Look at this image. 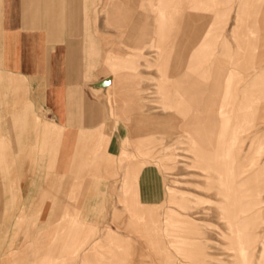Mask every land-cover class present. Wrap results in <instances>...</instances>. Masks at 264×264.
<instances>
[{"label": "crops", "instance_id": "1", "mask_svg": "<svg viewBox=\"0 0 264 264\" xmlns=\"http://www.w3.org/2000/svg\"><path fill=\"white\" fill-rule=\"evenodd\" d=\"M79 1L81 0H0V70L7 73L6 77L0 71V86H3L0 88V106L4 104L14 108L21 103L26 106L22 107L24 109L18 115L13 114L10 117V124L5 120L0 123V177L7 180L8 165L16 159L13 155L14 149L31 150L37 159L48 147L53 151L52 159H56L58 147H52L53 143L50 144L48 140L52 134L62 136L63 124L48 121L55 127L51 131L46 130V119L33 109L36 102L49 108L59 121L65 118L70 126L79 121V113L83 109L93 123L94 102L84 97L85 104L82 108L76 99L77 93L73 85H68L67 108L63 104L66 95L63 88L67 78L65 54L69 45L60 40L68 38L66 33L70 24L75 25L76 30L83 22L78 18ZM236 1L119 0L110 13L109 7H113L114 3L104 0L100 10L105 15L107 25L123 30V38L132 42L125 43L128 47L149 50L147 56L139 57L144 58L147 67L156 66L160 75L155 87L151 89L157 95L155 101L162 108L171 109L172 113L163 116L140 114L139 121L143 118L153 120L149 122L150 128H153L152 133L161 132L168 139L171 138L160 151L176 145L181 147L183 158L192 159L193 167L200 171V174L194 176L206 179L215 186L217 195H222L229 201L227 207L233 227H236L238 221L245 222L248 218L264 214V199L240 210L231 202L235 196L250 198L264 192V169L259 171L252 167L257 163L253 152H259V147H254V138H249V145L243 148L242 144L247 136H235L236 142L241 144L236 149L233 146L235 140H231L232 135L228 136L227 130L233 125L237 130L241 120L256 111V97L264 88V53L258 56L257 52L260 45L264 46L263 16L260 34H257L258 31L256 35L253 34L255 31L252 14L245 13L244 29H237L235 24L231 26L229 31L234 33L236 39L233 50L227 36L221 43L223 50L219 52L212 46L215 42L208 37L222 21L225 26L233 17L234 22ZM243 1V7L253 5V0ZM255 4L261 7L262 15L264 2L256 0ZM126 26L129 27L128 33L124 31ZM237 32L240 33L236 35ZM108 36L102 37L101 47L92 35L87 36L88 42L84 47V53L88 57L87 70L83 78L89 75L98 62L102 63ZM77 54L80 59V53ZM116 66H126L124 59L116 61ZM253 68H257L256 74L252 73ZM236 71L246 74L237 81ZM23 78H29L30 84L25 85ZM146 78L144 75H136V81ZM4 80L6 81L2 84ZM121 86L122 84L118 86V91L120 100H123L129 95L126 96L121 91ZM29 87L35 90V95L28 93ZM242 94L246 96L245 103H239L238 98ZM217 98L220 99L217 105L219 119L213 113V104ZM231 98L234 99L231 101ZM207 106L211 109H207ZM1 111L2 108L0 116ZM30 111L33 114L31 116L28 115ZM231 111L236 112L233 116L234 122L231 115H228ZM216 127L220 129L217 131L218 136L214 138ZM145 128L136 126V139L131 142L143 156L142 160H133L124 152H120L117 157L123 168L119 191L127 214L122 221L134 234L122 236L107 224L102 228L93 226L85 217L87 207L90 206L87 197L83 196L78 200L71 191L69 198L74 199L70 204L75 209L73 215H65L66 205L57 223L53 218L45 221V225L49 224L52 228L57 225L55 238L46 246L42 243L40 247H34L40 245L35 240L21 242L23 248L10 253L13 257L10 259L11 264H65L55 258V247H59L58 255L65 251L73 255L69 264H122L124 258L119 257L121 252L117 248L127 246L128 239H134L136 246H139L137 256L143 257L137 259L139 263L220 264L224 261L220 256L208 254L206 246L216 243L204 237L200 220L187 213L190 193L184 187L185 183L169 174L163 176L160 161L165 156L160 153L152 155V147L157 142L144 137L148 135L141 133ZM88 133L79 132L77 142L68 147L62 172H58L56 168V173H45V178L50 183L30 189V192L33 191L41 198L38 204H34L35 201L30 200L32 196L29 195L22 206L23 210L33 209L39 214L46 199L53 200L59 195L64 196L69 188L60 184L66 173L74 177L70 190L78 186L82 191L87 188L85 180L77 177L88 171L86 169L90 165H96L94 161L99 160L97 165H113L115 148L109 145L103 154L95 153L94 140H91L93 132L90 133L92 136H87ZM30 134L34 136L31 137ZM226 152L227 155L221 157ZM237 152H240L239 157ZM151 158H155L156 162L151 161ZM238 158L245 162L236 163ZM51 166L55 167V163ZM210 167L212 171H206ZM32 174L33 172L30 175ZM7 180L3 184L0 182V192L2 189L7 190ZM128 193L132 197L127 196ZM49 206V214L52 211L58 214L62 208L57 199ZM79 209L84 210L82 215ZM23 220L24 216L18 219L20 223ZM113 221L117 222L116 218ZM44 227H41L35 237L42 238L47 235ZM116 227L121 228L118 223ZM217 233L221 235L222 230ZM228 233V238L234 237L230 228ZM24 237L28 235L25 234ZM32 248L35 252L34 258L28 259L26 250ZM109 256L113 258L110 259Z\"/></svg>", "mask_w": 264, "mask_h": 264}, {"label": "rangeland", "instance_id": "2", "mask_svg": "<svg viewBox=\"0 0 264 264\" xmlns=\"http://www.w3.org/2000/svg\"><path fill=\"white\" fill-rule=\"evenodd\" d=\"M103 1L104 0L79 1L80 7L78 12L80 13V16H78V18L79 20L82 19L83 22L81 23V26H78L80 28H76V30L75 25L70 24V29L66 33L68 38L60 40L62 42H67V46L69 45L67 53L65 54L67 78L65 82L66 86L63 88L64 93L66 94L63 99V104L65 108H67L68 85H73V89L77 93L76 99L79 101L78 103L82 108L85 104L83 100L84 97H86L87 100L94 102L93 123L87 118V114H85L83 109V111L81 110L79 113L81 115L79 121L70 126L67 124L65 118L62 121H59L49 108L36 102L33 109L38 111V115H41L46 119L44 124L45 129L51 131V129L55 127V125L48 121L60 122L63 124L62 136L58 134L49 135L50 139L48 141H50V144L53 143L51 146L58 147L56 159H52L53 151L48 147L43 151V155L37 159L34 158L33 151L31 150L19 151L14 149L13 155L16 159H14L12 164L8 165V171L6 170L8 180L4 177H0V182L3 184V182L7 180L8 186L7 190H5L6 192L3 189L2 192H0V264H11L10 259L13 257H11L10 253H13L14 250L17 251L19 248H23V246L21 247V242L23 241L32 242V240H35V242L37 241L40 245L34 247H40L42 243H45L44 245L46 246L55 238L57 225L52 228L53 226L49 224L45 225V221L47 218H53V221L57 223L62 215L61 212L65 209L66 205L67 208L65 209V215L68 217L73 215L75 209L70 204L74 199L69 198V193L71 191L76 194L75 196L78 200L83 196L87 197L90 206L87 207V214L85 213V217L89 222L93 223V226L102 228L107 224L112 230L118 232L122 236H132L134 234L132 230L125 226V222L122 221V219L127 217V214L123 206V197L119 191V186L123 178V168L120 166L117 157L120 152H124L131 156V159L133 160H142L143 156L140 155L136 146H133L131 143L136 139V126L146 127L145 130H141V133L148 134L144 137H149L157 142L152 147V155L154 156L155 154L160 153L165 156V159L160 161L163 167V176L169 174L179 178L185 183L184 187L190 193L188 196L190 207L187 213L200 220L202 224L201 231L204 233V237L212 239L216 243H210V245L206 246L208 254L220 256L224 260L220 264H264V214L248 218L245 222L238 221L236 227L231 226L232 222L227 207L229 201L224 196L217 195L215 186L210 184L206 179L194 176L200 174V171L197 170L196 167H193V161L191 158L182 157L184 153L181 151L180 146L175 145L171 148L160 151L161 148L167 146L168 142L171 141V138L168 139L161 132L152 133L153 128H150L151 125L149 122H153V120H145V118H143L144 120L142 119L139 121L138 116L140 114L163 116L171 114L172 110L162 108V106L155 101L157 95L154 93V89L151 88L155 87L160 75L156 66L147 67L144 58L139 57L147 56L146 54H148L149 50L144 49L141 51L138 48L131 49L125 43L130 44L132 42L128 38H123V30L107 25L105 22V15L100 12ZM242 1L243 0L236 1V18L234 22L233 17L228 20L225 26L222 21L220 26L213 33L208 34V37H210L209 40L215 42V45L212 46L215 47L217 52L223 50L221 43L226 36L229 39L232 50L235 49L236 39L234 38V33H230L229 30L233 24L237 26V29H244L245 13L247 15L252 14L254 20L253 31H255L253 34L256 35L257 31V34H260L262 18L264 22V12L261 15V7L256 6V0H253L252 6L247 7H243L245 1H243V3ZM110 2L111 4L114 3L113 7H109V12L111 13L119 3V0H110ZM262 2H264V0H262ZM261 16L263 17L261 18ZM255 20H257V23H255ZM114 24L115 23L113 22L112 25ZM128 29L129 27L126 26L124 31L128 33ZM239 33L240 32H237L236 35ZM89 34L98 41L99 47H101L102 44V37L105 35L109 36L106 40L102 63L98 62L97 65L90 70L89 75L86 78H83L82 76L87 70L86 61L88 59L87 55L84 53V47L88 42L87 36ZM257 52L258 56L260 54L262 55L264 53V46L260 45ZM77 53H80V59ZM136 54H138V57ZM119 59H124L126 66H116V61ZM262 59H264V54ZM257 68H253V74H256ZM2 72L3 75L7 77V75H5L7 73H5V71ZM235 73L238 75L237 81L241 80L246 74V72L240 73L238 71ZM136 75H144L147 76V78L142 81H136ZM13 77L15 78L14 72ZM5 81L6 80H4L2 84H4ZM23 81L25 85H27V83L30 84L29 78H23ZM120 84H122L121 91L125 92L126 96L129 95L128 98L126 97V99L123 100H120L119 98L118 86ZM0 88H3V86H0ZM28 89L29 94L35 95V90L33 88L29 87ZM93 90L95 93H92ZM256 98V111L247 118L242 119L239 124L240 127L238 126L237 130L234 125L230 126L227 130L229 131L228 136L231 134V140L233 141L235 140V136H239L240 138L247 136L242 144L243 148H247L249 145V138H254V147H259V152H253L254 157L256 156L257 163L252 167L257 168V170L260 171L264 169V88ZM233 99L234 98H231L230 100L232 101ZM238 99L239 103H245L246 96L242 94ZM219 101L220 99L217 98L215 104H213L215 109L213 112L214 117L218 119L217 105L219 104ZM21 104H17L14 108L1 104L0 108H2V111L0 123H3L5 120L10 124V117L13 116V114L18 115L21 112V109H24L22 107H26L24 103ZM140 108H143V110ZM206 108L211 109V107L208 106ZM235 113V111L228 113V115H231L233 118L232 122H234L233 116ZM28 115L31 116L33 114L30 111ZM81 126L85 128H81ZM219 129L220 128L218 127L214 129V138L218 136L217 131ZM53 130L56 132L55 129ZM234 131L235 133L233 134ZM79 132H89L87 136H92L90 133L93 132L91 140H94L93 151L95 153L98 152L99 154H103L105 148L109 145L110 147H114L116 156L113 165L110 167L107 165H97L99 160L94 161L96 165H90L86 169H89L88 171L77 177L84 178L85 180L87 188H84L82 191L78 186H75L73 187V190H70V183H73L74 177L72 174L66 173L65 177H63L64 180L61 181L60 185L62 187H68V192H66L64 196L59 195V197L53 199H57L61 203L62 208L58 214L55 212L53 213V211L49 214V205L53 201L52 199H46L39 214L33 209L26 210L24 208L23 210L22 206L27 202L26 199H28L29 195L32 196L30 200L33 199L35 201L34 204H38L41 197L38 194L33 193V191L30 192V189L35 188V186L48 185L50 183L45 178V173H56V168L58 172H62V167L64 166L65 157L68 152L67 149L69 146H73L77 142ZM5 135L9 136L10 134ZM12 136L15 137V135ZM30 136L33 137L34 135L30 134ZM27 141L28 140H26V142ZM13 143V145L16 144L14 140ZM233 146L237 149L241 144L235 140ZM237 154L239 157L240 152H237ZM171 155L174 157H168ZM224 155H227V152L224 154L222 153L221 157ZM151 161L156 162L155 158H151ZM237 162L244 163L245 160L238 158L236 163ZM53 163H55V167L51 166ZM206 171L211 172L212 168H206ZM32 172L33 174L31 176L30 174ZM180 173L183 174L180 176L178 175ZM68 179L69 182L67 181ZM79 183L75 184L77 185ZM222 185H224V183ZM127 196L132 197L130 193H128ZM262 199H264L263 191L250 198L242 195L235 196L231 202L236 204V206H238L237 209L240 210L241 208H247V206L251 207L252 203ZM5 201L7 202L6 208ZM250 207L248 208L250 209ZM79 210L82 215L84 210ZM113 213H116V216L113 215ZM20 216L25 217V220L21 223L18 221ZM113 218H116L117 222H114ZM116 223L120 224L121 228H117ZM44 226H46V228ZM41 227H44V233L46 231L47 235L42 238L35 237V234L41 230ZM228 228H230L231 232L234 234V237H231V239L226 236L229 234ZM219 230H222L221 235L217 233ZM25 234L28 235V237H24ZM128 240L127 246H119L117 248V250L121 252V256L119 257L124 258L122 264H144L139 263L137 260L140 257L143 258L142 256H137L136 252L139 249V246H136L134 239ZM59 242L61 241L59 240ZM85 248L86 247H83V249ZM146 249L147 248H145V250ZM28 250L29 251L26 250V258H34L35 252L33 248ZM57 252H59V247H55L54 256L57 260H61L65 264H69L70 260L73 258V255L67 251L59 255ZM109 258L111 259L113 257L109 256ZM148 263L149 262H147V264ZM156 264L160 263L157 262ZM192 264L198 263L194 262ZM204 264L212 263L205 262Z\"/></svg>", "mask_w": 264, "mask_h": 264}, {"label": "bare ground", "instance_id": "3", "mask_svg": "<svg viewBox=\"0 0 264 264\" xmlns=\"http://www.w3.org/2000/svg\"><path fill=\"white\" fill-rule=\"evenodd\" d=\"M216 120V119H215ZM175 121V120H174ZM175 123V122H174Z\"/></svg>", "mask_w": 264, "mask_h": 264}]
</instances>
